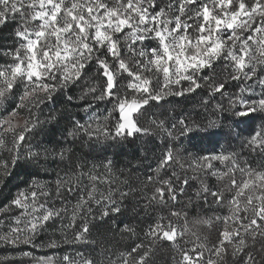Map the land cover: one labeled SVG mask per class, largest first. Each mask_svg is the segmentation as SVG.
Segmentation results:
<instances>
[{"label":"snow or ice","instance_id":"snow-or-ice-1","mask_svg":"<svg viewBox=\"0 0 264 264\" xmlns=\"http://www.w3.org/2000/svg\"><path fill=\"white\" fill-rule=\"evenodd\" d=\"M9 21L16 24L15 46L0 49L10 57L0 65V104L9 97L16 102L11 111L0 114V151L8 153L0 157V176H10L21 159L38 162L49 154L65 159L64 148L49 153L37 145L34 150L28 136L41 123L43 106L79 85L90 72L94 76L81 86L79 97L90 115L83 122L73 120L68 136L105 143L147 137L159 155L140 188L132 187L127 178L121 180L124 173H117L111 160L91 169L70 165L56 180L59 207L50 186L33 178L0 207V244L56 248L54 238L46 244L36 239L57 220L60 231L74 233L71 243H88L97 226L92 221L103 223L122 215L124 200L139 193L149 207L167 208L169 215H158L142 236L131 224H116L130 243L115 253L107 249V264H149L160 242L178 247L189 233L194 240L185 244L192 247H178L177 264H264V122L243 139L241 151L189 153V161L181 156L190 133L209 128L223 132L225 124L218 114L229 113L242 122L241 117L264 113V0H0V27ZM229 84L237 91L229 92ZM196 94L198 107L211 117L207 123L206 117L196 119L191 113L142 122L149 109L162 107L169 96ZM89 96L92 102H87ZM73 99L67 96V101ZM21 112L27 113L23 124L15 123ZM227 127L226 137L240 138L234 124ZM244 150L259 158L257 168L241 166ZM207 178L223 182V188L210 185ZM189 189L197 207H227L226 215L217 212L195 220L218 229L215 242L193 232L188 212L176 208ZM76 194L72 205L70 198ZM188 204H193L192 196ZM64 239L68 242L67 235ZM8 259L0 257V264ZM34 259L36 264H56L53 257ZM62 261L96 264L83 252L75 257L66 253Z\"/></svg>","mask_w":264,"mask_h":264},{"label":"trees","instance_id":"trees-1","mask_svg":"<svg viewBox=\"0 0 264 264\" xmlns=\"http://www.w3.org/2000/svg\"><path fill=\"white\" fill-rule=\"evenodd\" d=\"M16 28L15 22L9 21L3 27H0V49H8L15 46V37L13 35ZM10 62V57H7L0 53V65H4ZM94 73H89L85 76L84 80L80 81L79 85L72 86L66 90L62 95H58L55 98V102L47 103L43 106L42 112L39 114V120L41 123L35 128L34 132L28 136V140L34 147L39 145L41 149L47 148L49 153L53 149L59 152L61 148L66 150L65 159L61 161L58 156L49 154L47 158L42 155L39 161L25 162L21 159L12 173L8 177L0 176V207L8 203V201L16 195V193L27 188L28 184L35 178L38 182L45 183L50 186L52 197L54 202L59 207L61 206L60 198L55 195L56 180L58 176H63L69 166H75L77 163L85 165L87 169H91L94 165H102L106 161L111 160L113 169L119 173H124L121 176V180L127 178L130 181L132 187L140 188L143 186V181L149 171V165L155 166L154 158L159 153L154 143L149 142L147 137L130 138L128 140L120 142H103L102 140L88 141L87 137L83 139L77 138L73 140L68 136V130L72 127L73 120H87L90 113H85L83 106L85 101L79 99L82 93V85L86 81H91ZM229 92L237 91L236 88L229 84ZM259 89H257V93ZM73 96L72 101H67V96ZM247 95V93H245ZM18 100V95L17 98ZM200 100L199 94L191 97H175L169 96L165 101H162V107H153L148 110V113L142 119L145 122L149 117L155 119H164L170 114L191 113L196 119H200L202 116L206 117L204 123H207L211 117L207 116L201 108L198 107ZM14 99L9 97L5 104H0V114H7L11 111V108L15 106ZM87 102H92L91 97L87 98ZM155 102H153L154 104ZM110 107V105L108 106ZM101 111L105 108L103 103L99 104ZM163 113V115H161ZM26 112H21V115L16 118L15 123L23 124L24 116ZM55 119H52V117ZM225 127L223 132L219 129L209 128L207 131H196L190 133L191 139L185 140L183 147L187 149L186 152H182L181 156L184 161H189L191 153L193 156H202L213 152L219 153L222 150L227 151H241L239 145L249 132L253 131L257 125L264 122V113H256L252 117L239 118L242 122H237V118L231 116L229 113H225L223 117ZM234 124V126L240 132V138L226 137L224 133L228 132L227 125ZM27 147V146H25ZM70 150V159L69 151ZM0 157L7 158L8 153L0 151ZM241 166H251L257 168L260 165L258 157L250 155L247 150L242 151L240 157ZM247 162V163H245ZM216 166L219 162H215ZM101 172L103 168L99 169ZM191 174V173H189ZM236 178L239 180L242 177L239 172L236 173ZM203 179V177H202ZM206 182L216 188L222 189L223 182L217 181L215 178H207ZM199 182H195V186H198ZM120 187H123L120 185ZM123 190L127 191L126 187ZM76 195H73L71 204L76 202ZM189 196L193 198V204L189 205ZM116 199H119V193L116 194ZM50 203L53 200L49 201ZM177 209H183L188 212V223L193 232H197L201 238L208 237L209 243L215 242L217 235V228L209 229L203 225L195 224V220L201 217L213 216L215 213L227 214V207L223 209H217L215 205L212 208L215 211H210L207 208H200L196 206L195 197L192 189H189L188 195L181 197V204L176 205ZM16 210L13 209V212ZM122 215L116 217L106 218L105 222L92 221L96 224V227L92 228L89 236V242L71 243V239L74 233L68 230L64 233L59 230L60 221L57 220L56 224H49L48 229L41 233L36 243L46 244L50 238H54L58 242V247L48 248L40 247L33 248L30 245H18L12 247L9 245L0 244V257H9L6 264H36L35 258L40 257H53L56 259V264H63L62 258L68 253L75 257L76 252H83L85 255L91 254L96 261V264H107L108 252L107 249H111L113 253L123 250L129 243L128 234L121 235L119 229L115 227L116 224H120L121 227L124 223L131 224L136 228L138 234L143 235L144 229L148 223L155 220L158 215L168 216L169 211L167 208L160 206L149 207L146 200L142 199L140 194L135 196L129 195L122 204ZM175 220V217H173ZM67 223V221H65ZM80 221H78L79 223ZM183 224V220H181ZM53 233H55L53 235ZM67 235L68 242H65L64 236ZM186 240H194L191 234H186L183 239L178 243V247L191 248V244H185ZM178 247L167 241L160 242L152 252L149 264H177L180 259V253ZM21 252H31L32 256H22Z\"/></svg>","mask_w":264,"mask_h":264}]
</instances>
